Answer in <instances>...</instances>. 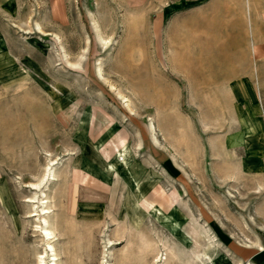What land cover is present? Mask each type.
<instances>
[{
	"label": "rangeland",
	"instance_id": "374dc122",
	"mask_svg": "<svg viewBox=\"0 0 264 264\" xmlns=\"http://www.w3.org/2000/svg\"><path fill=\"white\" fill-rule=\"evenodd\" d=\"M250 1L0 0V264H50L42 227L56 264H185L194 221L220 241L214 264H264L244 248L264 247ZM159 190L175 208L144 214Z\"/></svg>",
	"mask_w": 264,
	"mask_h": 264
},
{
	"label": "bare ground",
	"instance_id": "6f19581e",
	"mask_svg": "<svg viewBox=\"0 0 264 264\" xmlns=\"http://www.w3.org/2000/svg\"><path fill=\"white\" fill-rule=\"evenodd\" d=\"M252 2H254V0ZM249 10H251V1L250 0H249ZM242 11H243V9L240 11V13H242ZM250 16H252V15H250ZM242 17H243V15H242ZM240 18H241V15H240ZM251 23H252V19H251ZM251 26L252 27L255 26L253 28V35L255 34L254 35V40H255V37L258 34V29H257L255 23H252ZM253 49H254V53L256 54L258 49H257V47L255 45H254ZM103 116L104 117L102 118V120L100 119V125L98 126V128H96L97 130L94 131V134H95L94 138L95 139L99 138L104 133V131H106L107 129L111 128L112 125H113V120L110 117L105 116V114H103ZM97 117H98V115L94 114L92 116V119H91L90 123H92L94 118H97ZM101 121H104V123H101ZM151 127H152V125H151ZM93 130H95V128ZM151 133H150V135H151ZM154 135H152V137ZM117 139H118V142H119L118 146H115L116 148H112L111 149V152L113 153V155L116 152H120L122 148H126L127 147V140H124L123 138L121 139L119 137H117ZM154 141H155V139H154ZM103 149H102V153L104 154L105 151H103ZM108 153H110V152H108ZM104 157H105V159L107 161H111L112 159H114L113 156H109V159L106 158V155H104ZM132 169H134V168H132ZM49 174H50V172H49ZM135 174H137V173H135ZM44 176L45 177H43V179H46V175H44ZM116 183H119V177L118 176L116 178ZM36 187H38V186L36 185L35 188ZM155 195H156V201L159 200L157 203H159L158 206H160V207H156V203H155L156 201L145 199L141 203L142 206H143L142 207V211H143L144 214H146V213L149 214V213H151L154 210H158V211L161 210V211H164V212H167V211L169 212L170 210L175 208L174 207L175 200L177 199L178 196L176 194H174V192L171 195L165 196L162 193V191L159 190V191H157L155 193ZM45 203H47V201L43 200L42 204H45ZM43 207L44 208L42 209V214H47V213L50 212L49 207H47V206H43ZM190 221H192V220H190ZM194 222H195L194 225L190 228V232L192 233V235L195 238V243L193 244L192 247L188 246L187 244L185 246L176 247V249H179V250H181L184 253V257L182 258L181 256H179V258L181 260H186L185 264L187 263V261H188V263H190L189 261H191L193 264H214L216 256H217V253L219 254L220 241L217 240L216 236L212 235L210 233V231L207 230L204 226H201V224L198 221H194ZM41 234H42L43 240L47 244V247L45 248L44 253L47 254L48 250L51 251L52 253H51V258H50V264H56L55 261L57 259V254L54 252V249H53V246H52V242H53V240L55 239L56 236H55L54 232L48 227H42ZM153 248L155 250L156 247H153ZM168 248L170 249L169 251H172L170 253L175 255V252L172 250L171 246L168 247ZM244 248H247V249L258 248V250L264 251V247L262 245H255V244H252V243L250 245H245ZM150 251H151V249H150ZM147 253H149V252H147ZM43 262H45L44 259H43ZM102 264H105V263L103 262ZM248 264H251V263H248Z\"/></svg>",
	"mask_w": 264,
	"mask_h": 264
}]
</instances>
